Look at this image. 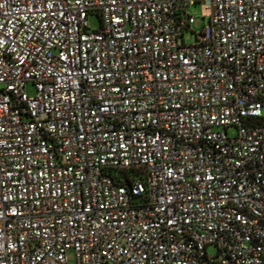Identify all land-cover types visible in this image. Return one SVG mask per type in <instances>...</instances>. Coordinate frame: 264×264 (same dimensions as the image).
<instances>
[{"label": "built area", "instance_id": "2783aa9c", "mask_svg": "<svg viewBox=\"0 0 264 264\" xmlns=\"http://www.w3.org/2000/svg\"><path fill=\"white\" fill-rule=\"evenodd\" d=\"M263 108L264 0H0V264H264Z\"/></svg>", "mask_w": 264, "mask_h": 264}, {"label": "rangeland", "instance_id": "374dc122", "mask_svg": "<svg viewBox=\"0 0 264 264\" xmlns=\"http://www.w3.org/2000/svg\"><path fill=\"white\" fill-rule=\"evenodd\" d=\"M69 2H73L74 0H68ZM188 14L193 18V23L190 29L184 30L182 33V37L180 41H183L186 46L194 45L197 40V35L202 31V29L207 25V20L210 15V11L205 3H198L192 5L188 9ZM86 26L89 32H96L100 27V19L96 14L87 15L86 18ZM25 92L28 97H33L34 88L31 83H27L25 86ZM262 117L264 118V108L262 109ZM222 131V130H221ZM236 133L234 128H230L227 131L229 137H233ZM207 254L210 256L215 255V248L208 247ZM66 259L68 264H74L75 255L73 251H68L66 253Z\"/></svg>", "mask_w": 264, "mask_h": 264}]
</instances>
